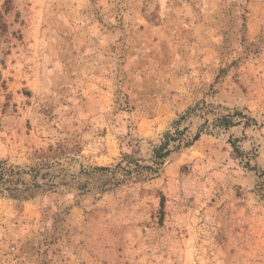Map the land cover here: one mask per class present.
I'll return each mask as SVG.
<instances>
[{"label":"rangeland","instance_id":"1","mask_svg":"<svg viewBox=\"0 0 264 264\" xmlns=\"http://www.w3.org/2000/svg\"><path fill=\"white\" fill-rule=\"evenodd\" d=\"M0 264H264V0H0Z\"/></svg>","mask_w":264,"mask_h":264},{"label":"trees","instance_id":"2","mask_svg":"<svg viewBox=\"0 0 264 264\" xmlns=\"http://www.w3.org/2000/svg\"><path fill=\"white\" fill-rule=\"evenodd\" d=\"M222 119H224L227 122L229 121L227 116H224ZM198 137H199V135H198ZM157 154H158L157 156H160L161 157V153H157Z\"/></svg>","mask_w":264,"mask_h":264}]
</instances>
